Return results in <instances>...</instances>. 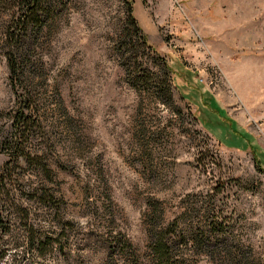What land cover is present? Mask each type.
I'll use <instances>...</instances> for the list:
<instances>
[{"label": "rangeland", "instance_id": "1", "mask_svg": "<svg viewBox=\"0 0 264 264\" xmlns=\"http://www.w3.org/2000/svg\"><path fill=\"white\" fill-rule=\"evenodd\" d=\"M14 1L0 0V167ZM131 2L148 49L122 0H47L26 57L35 159L18 156L5 186L0 264H152L159 232L171 264H264V0ZM192 96L243 137L206 125Z\"/></svg>", "mask_w": 264, "mask_h": 264}, {"label": "trees", "instance_id": "2", "mask_svg": "<svg viewBox=\"0 0 264 264\" xmlns=\"http://www.w3.org/2000/svg\"><path fill=\"white\" fill-rule=\"evenodd\" d=\"M126 6V22L129 27L132 29V36L135 37L136 41H140L147 49L145 37L140 33V29L136 25V22L132 16V2L131 0H122ZM15 3V4H14ZM13 8L10 14V20L8 25L5 27V30L2 34V56L5 62V67L7 70V74L9 76L10 81V89L12 90L16 107L10 116V129L11 134L8 140H5L4 144L5 150H10L7 152L6 150V160L0 167V237L7 233L8 225L2 214L3 209V194L5 190V186L11 182V176H13L15 170V164L18 156L26 157L25 162L28 164H32L30 162L31 159H35L34 157L30 159V157L23 153L22 143L26 140L27 136L31 133V130L35 127L39 128V122L37 120L36 110H35V96H32L27 90V82L28 73H27V65H28V45H31L32 37L37 33L36 31L41 28L42 22L45 17L51 15V10L49 9L50 5L47 3V0H15L13 2ZM27 57V58H26ZM163 67L165 70V76H163V84H168L173 88L178 98L181 101L185 100V95L179 93V91L174 88L171 79V70L169 66L163 63ZM141 74L139 80L136 82L142 84H148L150 81L148 76L150 74L149 71L140 70ZM168 88V87H167ZM195 95V94H194ZM198 97V95H195ZM192 105L194 104L196 109H200L194 99V96L191 98ZM196 101V100H195ZM202 111L200 109L201 119H205L210 128H218V129H226L225 133L227 135H235L240 138L242 135H238L236 132L234 125L230 123V121L224 116V113L218 109L217 104H215L214 100H209L207 105L202 107ZM192 116V114H191ZM193 119L196 121V118L193 116ZM203 121V120H202ZM211 123L213 125H211ZM226 135V136H227ZM253 154V160L255 165L261 168L260 161L258 157L255 155L254 147L250 146ZM11 150L13 153H10ZM46 172V170H43ZM264 171V170H263ZM11 184V183H10ZM30 199V198H29ZM50 198L47 197L46 200L40 201L39 198L35 199L34 202H40V205L49 206ZM52 203V202H50ZM159 236L156 237V240L152 242V264H171L172 257L169 252L166 251L163 243V233H157ZM107 250H110L107 248ZM108 255H110V251H108Z\"/></svg>", "mask_w": 264, "mask_h": 264}]
</instances>
